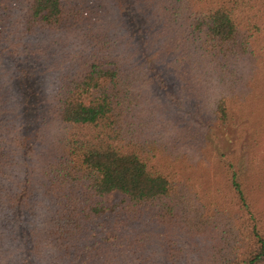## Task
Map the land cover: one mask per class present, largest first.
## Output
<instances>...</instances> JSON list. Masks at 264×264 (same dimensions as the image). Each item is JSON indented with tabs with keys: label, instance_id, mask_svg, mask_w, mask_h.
I'll use <instances>...</instances> for the list:
<instances>
[{
	"label": "trees",
	"instance_id": "16d2710c",
	"mask_svg": "<svg viewBox=\"0 0 264 264\" xmlns=\"http://www.w3.org/2000/svg\"><path fill=\"white\" fill-rule=\"evenodd\" d=\"M0 241L264 264V0H0Z\"/></svg>",
	"mask_w": 264,
	"mask_h": 264
},
{
	"label": "rangeland",
	"instance_id": "374dc122",
	"mask_svg": "<svg viewBox=\"0 0 264 264\" xmlns=\"http://www.w3.org/2000/svg\"><path fill=\"white\" fill-rule=\"evenodd\" d=\"M52 40V38H44L42 37L41 39H39V41H37V44H39L40 46L42 44H50V41ZM34 56H36L37 60L35 61H31L32 65L34 67H36V63L38 64H41L43 62L45 63H49V62H53L54 60V57H50V58H47L45 61H43V59L45 58V56H47V54H43L42 55V58H40L37 54H35ZM27 66H31L29 64H27ZM46 80V76L44 77V80ZM122 195L120 192L118 191H115L113 192L112 194V199L113 200H116L118 198H120ZM113 231H110L109 234H112ZM7 242V243H5ZM8 243H12L10 241H0V264H10V259L14 258L16 253L14 252L13 250V247H11ZM19 245H16V248L18 247Z\"/></svg>",
	"mask_w": 264,
	"mask_h": 264
}]
</instances>
